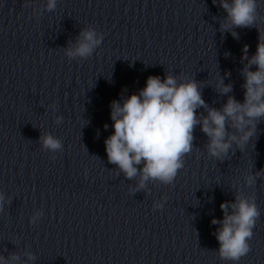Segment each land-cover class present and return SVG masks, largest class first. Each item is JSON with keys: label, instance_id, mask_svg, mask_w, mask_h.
Listing matches in <instances>:
<instances>
[{"label": "water", "instance_id": "95a60500", "mask_svg": "<svg viewBox=\"0 0 264 264\" xmlns=\"http://www.w3.org/2000/svg\"><path fill=\"white\" fill-rule=\"evenodd\" d=\"M47 2L0 0V256L10 264L13 255L14 264H264V117L221 158L195 124L167 183L140 187V172L126 178L104 150L111 102L138 93L150 76L195 82L204 101L197 120L229 97L242 103L264 0L252 25L227 28L222 0H56L52 10ZM89 29L100 44L69 57ZM225 128L226 140L243 135L229 121ZM45 134L60 149L42 148ZM237 196L259 215L249 252L231 262L218 255L220 225L211 221Z\"/></svg>", "mask_w": 264, "mask_h": 264}, {"label": "clouds", "instance_id": "9594fccd", "mask_svg": "<svg viewBox=\"0 0 264 264\" xmlns=\"http://www.w3.org/2000/svg\"><path fill=\"white\" fill-rule=\"evenodd\" d=\"M56 0H48L47 9L55 7ZM221 7L227 13L231 26L248 27L255 19L256 0H222ZM235 37L236 33H232ZM101 42L94 30H85L79 34L76 47L67 52L69 57H87ZM245 53L247 48L244 49ZM249 65L255 71L244 70V98L237 102L229 97L221 110H209L206 117L197 120L195 109L204 105L197 84L192 81L177 83L172 76L163 81L159 77H148L143 89L131 94L122 101L110 104L112 134L104 140V150L109 163L115 164L126 178H132L139 171L140 187L148 179L170 182L182 167L181 157L191 148L192 129L197 123L201 131L209 137L208 152L221 158L229 149L228 141L243 145L253 135L254 121L264 117V35L259 36L255 54L249 59ZM230 86H221V93H228ZM226 121L242 131L236 136L226 137ZM247 126L248 130L244 131ZM108 126L105 125V128ZM42 148L49 151L60 149V141L50 134L40 137ZM137 165H142L137 168ZM253 178L249 176L247 183ZM4 197L0 195V201ZM154 207L160 208V204ZM224 213L221 220L213 219L212 224L220 227L215 233L218 243V255L221 259L237 262L249 252L248 241L259 215L255 203L237 196L231 203H221ZM230 208L231 212L226 211ZM38 215V214H37ZM12 264L18 259L11 258ZM29 259H32L29 256ZM0 264H10L0 256Z\"/></svg>", "mask_w": 264, "mask_h": 264}]
</instances>
